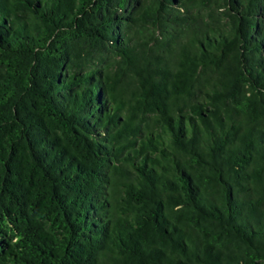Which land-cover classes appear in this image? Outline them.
I'll return each instance as SVG.
<instances>
[{
    "label": "trees",
    "instance_id": "1",
    "mask_svg": "<svg viewBox=\"0 0 264 264\" xmlns=\"http://www.w3.org/2000/svg\"><path fill=\"white\" fill-rule=\"evenodd\" d=\"M0 264H264V0H0Z\"/></svg>",
    "mask_w": 264,
    "mask_h": 264
}]
</instances>
